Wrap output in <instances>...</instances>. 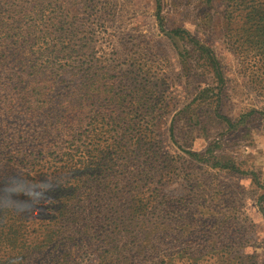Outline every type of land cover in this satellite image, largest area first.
Returning a JSON list of instances; mask_svg holds the SVG:
<instances>
[{
	"label": "rangeland",
	"instance_id": "rangeland-1",
	"mask_svg": "<svg viewBox=\"0 0 264 264\" xmlns=\"http://www.w3.org/2000/svg\"><path fill=\"white\" fill-rule=\"evenodd\" d=\"M66 3H58L50 16L69 17L76 35L68 45L62 39L57 42L55 34L50 37L55 48L60 42L74 48L72 59H63L80 71L73 81L79 82L84 74L93 78L105 67L109 70L103 80L121 81V90L127 92L131 84L144 82L135 76L141 70L147 74L145 83L164 92L170 106L162 111L150 136L157 142L150 153L160 156L159 161L151 164L150 158L136 155L129 147L124 159L91 175L97 183L89 190L84 181L90 176L83 173L80 195L68 200L70 209L82 206L81 212L93 222L50 221V198L43 205L34 201L30 214L21 212L29 233L24 246L32 250L21 255L25 264H264V85L245 74L232 51L229 36L240 31L241 16H229L228 0ZM60 5L66 15H60ZM259 22L264 24V16ZM172 31L182 39L173 38ZM263 33L261 28L253 30L254 35ZM193 40L214 54L221 83L194 54ZM117 70L125 74L122 80ZM10 72L18 80L35 81L36 86L27 62L11 64ZM2 116L0 129L10 143L0 156L5 170L1 174L36 176L38 167L33 170L32 164L53 157L50 144L40 141L44 135L37 138L36 134L52 119L23 111L8 115L2 123ZM59 141L61 146L66 144L64 138ZM39 146L49 149L39 155ZM144 173L148 179L137 181L145 178ZM130 200L136 204L127 208ZM150 200L149 206L138 205ZM118 203L123 223L105 222L102 218L115 217ZM16 218L17 213L9 211L5 221ZM51 239L54 244L47 242Z\"/></svg>",
	"mask_w": 264,
	"mask_h": 264
},
{
	"label": "trees",
	"instance_id": "trees-1",
	"mask_svg": "<svg viewBox=\"0 0 264 264\" xmlns=\"http://www.w3.org/2000/svg\"><path fill=\"white\" fill-rule=\"evenodd\" d=\"M66 1L0 0V115H3L2 123L8 115L17 116L23 111L31 115L36 112V117L40 119H52L49 124H44L45 130L42 133L36 134L37 138L44 135L45 140H40L42 145L50 144V149L48 146H39V155L43 154L44 149H49L53 157L48 160L42 157L39 164H32L31 169L34 170V166L38 169L34 170L36 176L30 177L29 180L40 189L35 201L43 205L45 198L51 199L47 203V216L50 221L59 224L81 221L87 225L93 221L81 212L82 206L70 209L71 203L68 200L80 195L83 173L90 176V179L84 181L87 184L85 188L89 190L90 186L93 187L92 184L97 183V179L91 175L97 174L98 171L103 173L101 168L104 165L124 159L129 147L136 150V155L138 152L139 156L150 158L153 161L151 164L159 161L160 156L150 153L152 146L157 143L154 140L152 142L150 136L155 133L154 129L160 123L161 113L169 108L170 103L165 100L164 92L152 90L153 86L145 83L147 74L142 75L141 70L135 76L144 79V82H133L127 92L121 90V81L114 83L103 80L109 70L105 67L98 69L99 74L93 78L84 74L80 76L82 79L79 82L73 81L72 77L79 75L80 71L70 68L69 64L63 63V59L70 60L75 53L74 48L71 49L67 45L76 35V26L67 16H50L58 3L67 4ZM228 1L229 16H241L242 19L239 22L240 31L237 33L235 30V33L229 36L232 51L243 64L245 74L251 78L255 77L258 84L263 86L264 33L261 36L254 35L253 30L264 29V24L259 22L261 16H264V0ZM59 8L60 15L68 13L64 5ZM256 16L258 22H255ZM91 31L92 29L89 30ZM177 32L172 31V37L181 40V35ZM51 34L57 35V42L62 39L67 45L60 42V46L55 48L51 44ZM193 41L194 54L203 60L205 66L221 83L222 73L214 54L208 47ZM76 51H79L78 47ZM25 62L28 69L32 70L33 76H36V86L35 81L18 80L16 73L10 72L11 64ZM116 75L121 80L125 76L120 70L116 71ZM222 120L230 125L227 118L222 117ZM144 126L147 127V132ZM60 138H64V146L58 144ZM9 143L5 131L0 129V156L8 149ZM15 143L22 144V141L17 140ZM102 147L108 150H100ZM1 161L0 159V171L2 169L3 172H0V187L7 180V176L1 174L5 173ZM42 162L44 164H40ZM144 174L145 178L140 176L137 181L148 179V174ZM105 177L109 179V175ZM152 177L155 178L156 175ZM150 202L151 200L144 203L142 201L138 205L149 206ZM135 204V201L130 200L127 208L134 207ZM79 205L80 201L75 204ZM121 210L118 203L112 213L115 217L112 215L102 219L120 225L124 220ZM8 212L9 210L0 209V255L6 257L1 259L0 256V264H9L7 262L10 260L13 261L11 264H16L18 256L27 255V252L32 251L24 246L29 238L24 225L26 219L21 213H17L14 221L7 222L5 217ZM55 212L59 213L58 216L54 215ZM43 235L45 237V234ZM46 236L51 235L46 232ZM47 242L55 243L52 239ZM9 256L12 259H9Z\"/></svg>",
	"mask_w": 264,
	"mask_h": 264
},
{
	"label": "clouds",
	"instance_id": "clouds-1",
	"mask_svg": "<svg viewBox=\"0 0 264 264\" xmlns=\"http://www.w3.org/2000/svg\"><path fill=\"white\" fill-rule=\"evenodd\" d=\"M39 193V187L28 178L21 175L8 177L0 187V209L30 214L36 207L33 202ZM16 264H25L24 257L18 256Z\"/></svg>",
	"mask_w": 264,
	"mask_h": 264
}]
</instances>
